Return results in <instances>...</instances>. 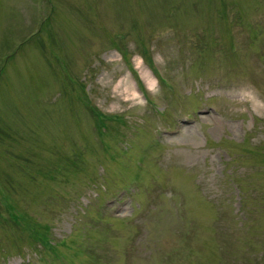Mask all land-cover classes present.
<instances>
[{
  "label": "rangeland",
  "instance_id": "1",
  "mask_svg": "<svg viewBox=\"0 0 264 264\" xmlns=\"http://www.w3.org/2000/svg\"><path fill=\"white\" fill-rule=\"evenodd\" d=\"M0 264H264V0H0Z\"/></svg>",
  "mask_w": 264,
  "mask_h": 264
},
{
  "label": "bare ground",
  "instance_id": "2",
  "mask_svg": "<svg viewBox=\"0 0 264 264\" xmlns=\"http://www.w3.org/2000/svg\"><path fill=\"white\" fill-rule=\"evenodd\" d=\"M151 82H152V81H151ZM153 82H154V81H153ZM153 82H152V83H153Z\"/></svg>",
  "mask_w": 264,
  "mask_h": 264
}]
</instances>
